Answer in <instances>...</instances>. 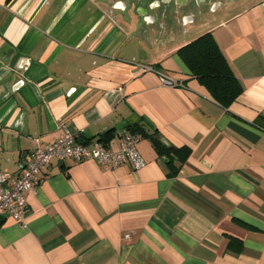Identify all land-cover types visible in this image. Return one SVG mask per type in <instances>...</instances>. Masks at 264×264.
<instances>
[{"label": "crops", "instance_id": "crops-1", "mask_svg": "<svg viewBox=\"0 0 264 264\" xmlns=\"http://www.w3.org/2000/svg\"><path fill=\"white\" fill-rule=\"evenodd\" d=\"M208 32L243 85L229 109L178 53L201 35L156 58L94 0H0V171L67 132L181 148L136 132L141 169L53 160L25 223L1 220L0 264H264V0Z\"/></svg>", "mask_w": 264, "mask_h": 264}, {"label": "water", "instance_id": "water-1", "mask_svg": "<svg viewBox=\"0 0 264 264\" xmlns=\"http://www.w3.org/2000/svg\"><path fill=\"white\" fill-rule=\"evenodd\" d=\"M156 58L240 15L263 0H94ZM139 9V11H138Z\"/></svg>", "mask_w": 264, "mask_h": 264}, {"label": "built area", "instance_id": "built-area-1", "mask_svg": "<svg viewBox=\"0 0 264 264\" xmlns=\"http://www.w3.org/2000/svg\"><path fill=\"white\" fill-rule=\"evenodd\" d=\"M144 70L158 72L154 66H147ZM160 75L164 85L171 87L184 85L175 78L162 73ZM139 140L138 134L125 129L117 150L108 148L100 140L89 144L72 132L63 134L50 145L38 144L30 152L28 160L20 164L19 173L13 175L0 171V222L3 218L10 217L17 222L25 223L29 208L27 194L37 189L45 177L43 168L50 165L53 160L96 159L108 169H115L127 163L135 169H141L147 162L138 150Z\"/></svg>", "mask_w": 264, "mask_h": 264}, {"label": "trees", "instance_id": "trees-1", "mask_svg": "<svg viewBox=\"0 0 264 264\" xmlns=\"http://www.w3.org/2000/svg\"><path fill=\"white\" fill-rule=\"evenodd\" d=\"M178 53L192 75L209 90L212 97L225 109H229L242 94L243 85L211 32L205 33L183 46ZM129 130L134 133H142L143 136L150 138L160 154L176 153L181 150V148L166 144L157 130L150 132L139 125L130 126Z\"/></svg>", "mask_w": 264, "mask_h": 264}, {"label": "flooded vegetation", "instance_id": "flooded-vegetation-1", "mask_svg": "<svg viewBox=\"0 0 264 264\" xmlns=\"http://www.w3.org/2000/svg\"><path fill=\"white\" fill-rule=\"evenodd\" d=\"M138 11H139V9H138Z\"/></svg>", "mask_w": 264, "mask_h": 264}]
</instances>
